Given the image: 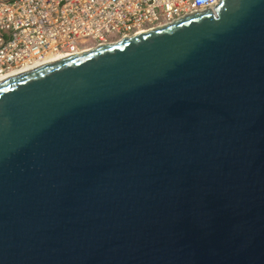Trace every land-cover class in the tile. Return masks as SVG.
<instances>
[{
    "label": "water",
    "instance_id": "obj_1",
    "mask_svg": "<svg viewBox=\"0 0 264 264\" xmlns=\"http://www.w3.org/2000/svg\"><path fill=\"white\" fill-rule=\"evenodd\" d=\"M0 264H264V0L0 81Z\"/></svg>",
    "mask_w": 264,
    "mask_h": 264
},
{
    "label": "built area",
    "instance_id": "obj_2",
    "mask_svg": "<svg viewBox=\"0 0 264 264\" xmlns=\"http://www.w3.org/2000/svg\"><path fill=\"white\" fill-rule=\"evenodd\" d=\"M219 1L0 0V78L214 12Z\"/></svg>",
    "mask_w": 264,
    "mask_h": 264
},
{
    "label": "bare ground",
    "instance_id": "obj_3",
    "mask_svg": "<svg viewBox=\"0 0 264 264\" xmlns=\"http://www.w3.org/2000/svg\"><path fill=\"white\" fill-rule=\"evenodd\" d=\"M56 61V60H55ZM54 62V61H53ZM44 64H48V62H46V61H44V62H42V63H39L38 65H44ZM37 68V67H36ZM35 69V68H34ZM26 71H28L29 70V68H27V69H25ZM25 71V72H26ZM24 72V71H23ZM15 75H18V73L17 74H13V75H10V76H7V77H3V78H0V81H2V80H5V79H8V78H10V77H12V76H15Z\"/></svg>",
    "mask_w": 264,
    "mask_h": 264
}]
</instances>
